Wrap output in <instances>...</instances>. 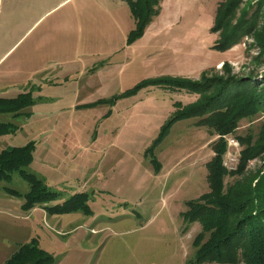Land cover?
Returning <instances> with one entry per match:
<instances>
[{
  "label": "rangeland",
  "instance_id": "374dc122",
  "mask_svg": "<svg viewBox=\"0 0 264 264\" xmlns=\"http://www.w3.org/2000/svg\"><path fill=\"white\" fill-rule=\"evenodd\" d=\"M227 1L160 0L137 35L126 0H68L33 28L31 15L49 3L0 0V90L32 100L20 114L0 113V152L32 142L33 159L22 169L57 194L29 207L27 179L0 178V264L32 241L52 264H222L197 263L202 226L183 215L189 200L210 191L208 164L221 136L196 115L163 132L201 95L153 81L231 75L262 87L264 0H240L213 31ZM235 30L229 48L215 47ZM263 124L260 112L222 137H236L242 150L239 137L256 142ZM258 174L264 151L226 182Z\"/></svg>",
  "mask_w": 264,
  "mask_h": 264
},
{
  "label": "trees",
  "instance_id": "16d2710c",
  "mask_svg": "<svg viewBox=\"0 0 264 264\" xmlns=\"http://www.w3.org/2000/svg\"><path fill=\"white\" fill-rule=\"evenodd\" d=\"M137 21V35L144 32L147 24L157 15L160 0H127ZM240 0H228L219 6L213 31L222 30L224 22L234 12ZM217 41L216 48L225 50L236 40V30ZM154 83L177 85L187 91H197L200 99L189 105L179 116L171 119L164 127L168 129L173 120L201 116L200 124L208 125L221 137L214 144L215 156L209 162L208 180L210 191L187 202L189 209L183 215L189 224L199 222L202 230L196 235V261L222 264H264V176L255 175L247 183L228 184L226 176L242 174L249 160L264 151V124L260 136L253 142L252 136L239 137L243 144L239 166L228 171L224 164L227 142L223 135L234 133L241 120L264 113V84L262 87L249 85L246 79L235 76L207 78L204 82L190 79H158ZM141 86V85H139ZM216 86L214 92L207 91ZM30 93L17 97L0 99V113L20 114L32 100ZM174 120V121H175ZM165 133H163L164 135ZM34 144L14 147L0 152V178L20 172L32 186L27 194L26 206L35 202L56 199L55 192H49L34 174L26 173L24 166L33 159ZM254 181H257L254 184ZM54 257L32 241L23 244L3 264H52Z\"/></svg>",
  "mask_w": 264,
  "mask_h": 264
},
{
  "label": "crops",
  "instance_id": "0c3cea01",
  "mask_svg": "<svg viewBox=\"0 0 264 264\" xmlns=\"http://www.w3.org/2000/svg\"><path fill=\"white\" fill-rule=\"evenodd\" d=\"M24 1H25V4H26L30 0H24ZM33 1H34V3H32V4H36V2L38 4H42V5L44 3H49L48 5H51V6H49V8L46 10V12L43 15L37 13V11L35 12L36 14H34V16L31 15V17H30V19L28 21V22H32L33 23V25L31 26V28L35 27L38 23H40L41 20L44 18V16H46L48 13L50 14V13H52L54 11H57L58 9H62L63 10L65 8L66 3H67L68 0H49V1L48 0H33ZM60 23H62V22H60ZM67 26H68V24H67V22H65V27L67 28ZM38 45H40V41L36 45H34V46H38ZM34 48H36V47H34ZM24 58L25 57H23L22 61L20 59V62L21 63H31L30 60L27 61ZM7 94H8V87L6 86L5 89L2 87L1 90H0V95H2L1 98H10V97H6Z\"/></svg>",
  "mask_w": 264,
  "mask_h": 264
},
{
  "label": "built area",
  "instance_id": "2783aa9c",
  "mask_svg": "<svg viewBox=\"0 0 264 264\" xmlns=\"http://www.w3.org/2000/svg\"><path fill=\"white\" fill-rule=\"evenodd\" d=\"M227 149L224 154L223 164L229 171H235L240 162V141L236 137L225 136Z\"/></svg>",
  "mask_w": 264,
  "mask_h": 264
}]
</instances>
